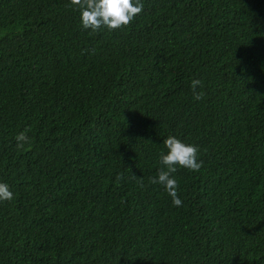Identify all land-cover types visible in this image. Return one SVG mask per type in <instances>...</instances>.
Returning a JSON list of instances; mask_svg holds the SVG:
<instances>
[{"label":"trees","instance_id":"trees-1","mask_svg":"<svg viewBox=\"0 0 264 264\" xmlns=\"http://www.w3.org/2000/svg\"><path fill=\"white\" fill-rule=\"evenodd\" d=\"M142 3L93 33L70 0H0V264H264V0ZM168 136L203 161L179 207L149 182Z\"/></svg>","mask_w":264,"mask_h":264},{"label":"clouds","instance_id":"clouds-1","mask_svg":"<svg viewBox=\"0 0 264 264\" xmlns=\"http://www.w3.org/2000/svg\"><path fill=\"white\" fill-rule=\"evenodd\" d=\"M70 5L79 10L83 28L90 29L93 33L102 29L113 31L127 27L143 11L144 7L142 0H70ZM211 78L213 82L210 95L215 96L218 91L221 94L223 78L217 69L214 70ZM197 86L203 87L201 80L193 79L191 82L193 99L200 101L205 93L197 91ZM26 131L20 132L15 137L19 149H23L29 140ZM163 144L167 153L162 151L159 159L165 167L158 170L157 176L150 178L149 182L162 185L172 198L173 205L179 207L182 206V200L179 198L178 184L173 174L177 171V167L198 172L203 166V161H198V148L191 145V141L185 144L175 136H168L163 140ZM122 178V174L117 176V180ZM12 199L13 193L9 190V186L0 182V201H11Z\"/></svg>","mask_w":264,"mask_h":264}]
</instances>
